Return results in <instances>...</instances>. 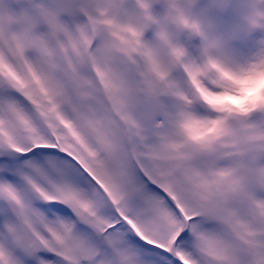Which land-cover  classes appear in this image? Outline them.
Masks as SVG:
<instances>
[{"label":"snow or ice","instance_id":"1","mask_svg":"<svg viewBox=\"0 0 264 264\" xmlns=\"http://www.w3.org/2000/svg\"><path fill=\"white\" fill-rule=\"evenodd\" d=\"M22 8L0 22V264H125L129 245L134 264H264V0ZM106 121L133 150L173 162L164 179L183 212L138 169L174 213L171 251L114 211L105 230L70 190L95 181L34 146Z\"/></svg>","mask_w":264,"mask_h":264},{"label":"rangeland","instance_id":"2","mask_svg":"<svg viewBox=\"0 0 264 264\" xmlns=\"http://www.w3.org/2000/svg\"><path fill=\"white\" fill-rule=\"evenodd\" d=\"M22 5L23 0H0V22L15 25L22 20ZM34 146L59 149L95 181V186L89 185L88 188L72 183L70 190L79 198L88 216L104 226L105 230L117 223L112 219L114 211L142 240L165 251L172 250L175 236L171 235L170 227L175 219L174 213L164 197L147 187L138 171H143L161 187L183 212L175 187L164 179L165 174L171 175L175 171L173 162L166 156L151 150H133L107 121L103 126L65 125L56 143ZM127 249L121 259L125 264H134V246L129 245Z\"/></svg>","mask_w":264,"mask_h":264}]
</instances>
